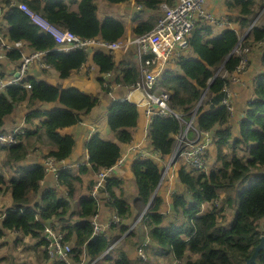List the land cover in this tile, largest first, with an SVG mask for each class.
Instances as JSON below:
<instances>
[{
	"label": "trees",
	"instance_id": "1",
	"mask_svg": "<svg viewBox=\"0 0 264 264\" xmlns=\"http://www.w3.org/2000/svg\"><path fill=\"white\" fill-rule=\"evenodd\" d=\"M19 1L26 2L52 24L70 29L81 37L97 36L108 41L127 37V26L123 20L110 12L111 15L100 19L98 11L101 4L97 0H79L76 8L72 7L76 0ZM108 1L114 5L130 3L129 0ZM261 1L264 4V0ZM3 2L6 8L5 20L9 26L6 36L8 41L25 40L32 49L46 51L45 61L59 72L61 78H68L72 71L84 64L87 69L94 64L97 76L110 73L116 96L124 95L125 87L137 80L138 64L132 58L136 51L126 52V56L120 55V58L114 53L116 50H107L102 46L92 53L79 49L61 51L57 48L55 39L43 32L26 12L12 6L11 0ZM135 2V10L139 9L136 11L138 14L144 9L158 10L161 3L172 4L176 0ZM225 4L229 10L237 11L235 18L232 17L233 14H224L229 16V21L239 22L242 34L246 33L245 37H239L236 27L227 26L222 29V33H218L220 29L213 28L208 22L200 21L196 24L187 36L188 46L180 49L175 56L174 65L165 68L158 82L160 87L170 93V104L182 112V119L154 115L149 131L153 148L159 150L163 158H168L175 149V135L181 124H187L194 118L193 110L201 101L193 125L197 130L209 131L217 146L215 156L214 152L208 154V171L197 172L188 169L185 164L180 165L178 178L186 192L173 193L172 212L175 211L176 217L168 223H165V218L172 212L166 214L162 211L164 195L158 193L154 196L162 176V166L153 157H138L132 162L131 170L137 185V196L133 203L124 196V178L117 175L118 170H121L119 168L114 175L106 177L105 188L101 190V211L107 207L113 208L123 220L132 216V207L141 213L153 198L144 225L157 247L154 253L165 254L167 263H171L174 257L183 259L185 264H246L264 233V71L253 80L254 98L248 102L238 136L234 135L233 128L229 125L235 107L233 104L236 90L233 84L236 82L229 75H225V71L237 70L240 58L233 52L237 45H258L261 48L259 53L264 68V11L255 10L256 0H225ZM213 15L216 16L215 13ZM141 17L135 16L137 21L132 27L133 36L151 30L157 20L154 15L147 19H140ZM153 56L147 52L141 53L143 60L148 57L152 59ZM6 57L17 64L21 52L10 48ZM24 82L30 83L31 87L7 85L0 93V134L8 130L5 127V117L12 114L24 101L29 106L36 101H58L63 107L42 113L35 111L26 117L28 123L31 122L30 117L40 114L47 117L41 121V128L55 149L49 150L48 154H40V162L28 167L23 165V160L33 156V152L38 153L36 148H32L34 142L28 140L30 135L37 134L38 131L23 127L25 132L18 135L16 143L0 146V153L6 152L5 165L14 164V168L8 169L9 172L3 165L6 175L0 171V197H10L8 204H1L0 200V240L4 239L3 235L8 236L9 232L28 234L35 240V247L44 248L41 251L42 264H68L62 260L50 259L42 223L49 221L64 234L63 241L72 244L75 264L82 262L85 253L86 260L95 261V264H133L124 244L113 247L106 253L119 232L128 230V225L122 224L123 222L120 225L113 224L116 233L111 236L94 234L91 218L99 210L97 201L88 195L79 199L77 209L72 210V204L74 181L82 182L84 174L92 171L96 175L103 168L115 163L123 151L122 143L133 139L132 129L139 119L138 105L128 100H112L109 97L111 102L107 122L115 132L117 140L104 138L98 131L93 132L86 143L90 164L80 165L76 174L60 172L61 186L43 190L41 181L46 176L44 159L49 155L69 157L76 143L73 135H64L60 129L79 123L85 115L99 108L100 98L110 88L103 86L100 77L98 82L102 92L97 95L87 94L73 86L63 88L59 84L50 83L39 74L33 73V69L26 72ZM204 94L206 97L203 100ZM228 96L231 97L230 103L233 107L221 104ZM190 135L194 138L196 132L191 130ZM243 151H247V154L242 153ZM20 167L23 168L22 171L19 170ZM256 169L260 170L257 178L248 187L236 192L237 184L247 180ZM10 174L13 176L9 179ZM94 183L92 179L87 189H92ZM219 200L235 207V215L228 226L219 224L223 209L219 206ZM73 216H76L75 219L71 218ZM177 216L183 220H176ZM134 235L136 233L132 229L126 237L129 239ZM168 255L172 256L171 259ZM149 258L151 256L147 254L146 259ZM251 264H264V249L257 256L256 262Z\"/></svg>",
	"mask_w": 264,
	"mask_h": 264
},
{
	"label": "built area",
	"instance_id": "2",
	"mask_svg": "<svg viewBox=\"0 0 264 264\" xmlns=\"http://www.w3.org/2000/svg\"><path fill=\"white\" fill-rule=\"evenodd\" d=\"M207 0H176V2L169 4L166 2L161 3L159 8V15L157 17L154 27L144 33L138 35H130L126 38H120L114 41L102 40L96 38H84L79 36L76 32L70 29L63 28L52 24L45 17L34 11L24 1L11 0L12 6H17L24 12H26L31 19L37 24L43 32L50 34L58 43L57 48L61 51H70L73 49H79L92 53L97 47L102 46L107 50L116 49L123 50L125 52L136 51L132 57L137 62V69L139 76L137 80L129 86H126L125 94L116 96L113 89L114 84L111 82L110 73L100 74L101 81L104 87H109L110 91H104V94L111 97L112 100H128L137 105L146 106V115L148 117V123L145 128L146 135H149L151 122L154 115H160L163 117H172L174 119H182V112L173 108L170 104V93L167 89L158 85L161 75L165 68L173 66L176 60V55L179 54L181 48L188 46L187 36L191 30L200 23V21L208 22L209 25H216V29H224L226 25H231L233 22L229 21L227 14L220 16H214L212 13L207 12L205 8ZM5 4L0 0V39L8 35L9 29L2 30L5 22ZM8 27V25H6ZM232 26V25H231ZM233 27V26H232ZM9 28V27H8ZM246 34L240 36L244 38ZM0 40V45L2 44ZM20 41V40H19ZM136 46V47H135ZM17 49V48H16ZM21 52V58L17 61V64L12 63V67L7 69L8 58L6 57V51L0 52V93L7 85H23L26 88L31 87V84L24 82L26 72L33 66L36 68L51 69V65L45 61L46 51L32 50L31 52ZM113 51V50H111ZM252 46L246 45L241 47L237 45L234 49L236 56L240 58L237 70L234 72L225 71V75H229L232 81L241 80L240 74L244 72L250 64V54ZM147 52L153 54V58H146L143 60L141 53ZM150 65H154L150 67ZM94 64H91L87 69V65H83L76 71L81 74L87 73L88 75L94 74ZM87 69V70H86ZM90 70V71H88ZM19 74L18 76L16 74ZM206 97L203 95L202 99ZM231 97L224 98L221 104L233 107L230 103ZM201 105V101L193 110V116L196 119L198 109ZM235 108V107H234ZM233 108V109H234ZM193 118V119H194ZM193 119L187 124H181V128L175 135L176 143L175 149L168 158H163L159 150L152 148H145L142 143H135L132 139L125 144L123 153L116 160L115 163L103 168L97 172L95 177V183L90 191L101 210L102 199L100 196L101 189L104 187L106 177L111 175L117 166H124L130 156L131 152L136 154L135 157H153L157 161L161 162L164 167V174H168L171 170H179L180 165L185 164L190 170L197 172L208 171V154L215 151V141L213 135L209 131L199 129L193 125ZM185 123V122H184ZM196 132V136L193 138L190 135V131ZM22 126H16L10 128L7 131H3L0 134V146H4L7 143H16L18 141V135L24 133ZM145 140V139H144ZM46 176L52 175L54 180L59 185L60 172L66 171L73 166V163L69 161L67 157H59L49 155L48 158L43 161ZM174 175V174H173ZM172 177V174H171ZM120 220L117 214H114L112 218L106 222L100 220L99 213L93 216L92 223L94 232L97 234H107L111 225L117 223ZM43 223V236L47 240V250L51 260H62L68 264H75L72 255V244L68 241L64 242V234L57 228H54L49 221H42ZM148 241H145L146 244ZM139 254L145 256L143 247L139 248ZM79 264H92L86 260V253L84 254L82 262ZM170 264H184L183 260L175 259Z\"/></svg>",
	"mask_w": 264,
	"mask_h": 264
},
{
	"label": "crops",
	"instance_id": "3",
	"mask_svg": "<svg viewBox=\"0 0 264 264\" xmlns=\"http://www.w3.org/2000/svg\"><path fill=\"white\" fill-rule=\"evenodd\" d=\"M3 1V0H2ZM79 0H76L73 4L72 7L75 8L76 4ZM103 0H100V2H102ZM98 2V0H97ZM99 2V3H100ZM129 4H115L113 5V7H115L117 9V13H112V10L110 9V13H112V15H114L116 18H118L117 16H122L124 19H122L126 26V36H130L133 35V31H132V27L133 25L136 24V19L135 16L136 15H140L142 16L140 19H147L149 16L154 15L156 16V19L159 15L158 10H149V9H144L143 12H140L138 14H136L135 12V6H137L135 0H129ZM207 5H206V9L208 10L207 12L210 13H215L216 16H219L220 14H224L227 13L228 15H232L233 14V18H235L237 11H231L228 9L227 5L225 4V0H207ZM119 5L121 7H119ZM125 6L127 7L125 9ZM123 9V11H122ZM258 9H260L259 11H264V4L262 3L261 0H256V6H255V10L257 11ZM100 11V8H99ZM98 11V13H99ZM111 15V14H110ZM100 17V16H99ZM100 19L102 20V18L100 17ZM235 20V19H233ZM4 25L6 27L7 25V21L5 20ZM233 27L237 28V32L243 31L240 29V24L239 22L236 20L231 24ZM231 25H229L230 27H232ZM7 28V27H6ZM225 29V28H224ZM222 33V30H218V33ZM256 44H254L253 47H255ZM258 51L256 54H254V58L252 56L251 59V63H250V67L248 68V70H246L242 75H241V80L234 83L233 87L236 90V97L234 100V110L232 112V116L230 118V122L229 125L232 126L233 131H234V135L238 136L239 134V128H240V122L243 118H245V110L247 109L248 106V102L254 98V93H253V80L255 78V76H257V74H259L260 72L264 71V68L262 66L261 63V58H260V49L259 46L257 47ZM118 55L120 58V54L121 57L125 56V52L123 50H118ZM31 69H33V73L35 74H39L40 77L46 79L48 82L50 83H54L55 82V78L59 77L61 79V82L63 84V87H71V86H78L80 88H82V91L87 93V94H94L97 95L98 93L102 92V90L100 89L99 86V82H98V76H97V72H94V74L89 75V76H80V72L78 71H72L73 73L68 77V78H61L59 72H57L56 70L53 69V67L51 69H43L40 70L38 68H36L35 66H33ZM44 73H41V72ZM73 74H75V76H73ZM101 101H105V109L108 110L109 108V104L111 102L110 98L107 95H102V97L100 98V103L99 106L101 105ZM58 101L55 102H41V101H36L33 104H31L29 106V104L27 103V101H24L22 103H20L16 108L15 111L10 114L7 115L5 117V127L6 128H14L16 126H22L30 131H34L37 132V134H32L28 137V140H30L32 143L34 142V145H32V148H36L38 150L37 152H33L32 155L33 156H28L27 159L23 160V165L28 167L34 163L40 162L41 159V155L40 154H46L48 153L49 150L55 149V146L52 145L51 143H49L48 138L46 136V134L43 132V129L41 128V121L46 120L47 117L43 114H40L39 116L36 117H30L31 118V122L28 123L26 117L31 114L32 112L38 111V112H46V111H51L54 110L58 107H63L61 104L58 106ZM98 106V107H99ZM91 114V113H90ZM90 114H87L84 116V118L80 121L84 126V130H83V135L79 136L78 139H76V136L79 134V127L76 126V124L74 125H68L71 126L70 128V132L72 130V135L75 138V146L73 149L72 154L69 156V160L71 162H76L77 164H81V163H86L88 160V150L86 147V143L88 142V139L90 137V135L92 134V132L94 131H98L99 127L96 125V123L94 121H92V119L90 118ZM139 120V119H138ZM79 122V123H80ZM78 124V123H77ZM64 129L61 128V132ZM100 132V131H98ZM133 132V131H132ZM100 134L104 137V138H114L110 136V132H108L107 130H103L102 132H100ZM41 135V137H39ZM37 136H38V140H42V142H38L37 140ZM84 138V139H83ZM113 140H117V139H113ZM125 143H122V145ZM31 148V149H32ZM123 153V151H122ZM127 163L124 165V168H120L117 167L116 170L119 168L121 170H118V176L119 174L123 176L124 178V182L122 184L123 186V190H124V196L127 198V200L130 203H133V199L137 196V185L135 183V179L132 178V176L128 173L127 167H126ZM25 168V167H24ZM23 168L20 167V171H22ZM115 170V172H116ZM70 172L72 173H78V167L74 166L72 167V169L70 170ZM114 172V173H115ZM132 172V171H131ZM20 174V173H19ZM133 175V173H132ZM95 173L94 172H88L86 174H84L82 176V182L77 180L74 181L75 182V193H74V202L72 204V210L77 209L79 207V199L87 196L88 195V185L91 182L92 179H94ZM134 177V176H133ZM180 180L177 177V181L175 182V174L171 177V180L168 181V183H165L164 186V190L163 188V183L161 185V187L157 190L158 193H163L164 197H165V201L162 205V210L163 212H171L172 210V193L173 192H182L185 193L186 192V188L182 183H179ZM177 186V190L174 186ZM61 186V185H59ZM53 176L49 175L46 177L45 182L42 184L41 189H44L46 187H59ZM61 189V188H58ZM172 192V193H171ZM130 193V196H129ZM1 203H2V199L0 197ZM133 208V207H132ZM102 212V220H107V218L110 216L111 212H113L112 209L106 208L105 210L101 211ZM136 210L135 208L133 209V215L136 214ZM144 230H142V228H138L136 230V233L139 234V236L141 237V234H143ZM116 233L115 229H111L108 233V235H113ZM4 238V235H3ZM154 244V242H152V245ZM149 246V248L147 249V253L150 254V256L153 254H155V250H157V247L155 246ZM134 250L132 251V257L131 260L133 261V264H141L142 260L140 258H136V260H134V256H135V246ZM130 254V253H128ZM163 256H166L165 254H163L162 256H160L161 260H164ZM168 257L171 259V255H168ZM148 260V259H146Z\"/></svg>",
	"mask_w": 264,
	"mask_h": 264
},
{
	"label": "rangeland",
	"instance_id": "4",
	"mask_svg": "<svg viewBox=\"0 0 264 264\" xmlns=\"http://www.w3.org/2000/svg\"><path fill=\"white\" fill-rule=\"evenodd\" d=\"M99 2H100V0H98V3ZM100 4H101V7H100V11H99V16L102 19H104L106 16L110 15V13H109L110 9L111 10L114 9V12H112L113 14L118 12L117 9L115 7H113L114 4L109 3L108 0H103L102 2H100ZM206 5H207V3L205 4V8H206ZM76 7H77V4H76ZM126 8L127 7L125 6V9ZM138 10L139 9H136L135 12L138 11ZM258 10H260V9H258ZM122 11H123V9H122ZM117 17L119 19H121V20L124 19L122 16H117ZM263 21H264V17L262 18V22ZM211 26L216 29V27H215L216 25H211ZM227 26H229V25H226L225 28ZM6 27L4 28L2 26L1 29L2 30H7L8 27L7 28ZM241 32L243 33V31H241ZM96 37L97 36L91 37V38H96ZM1 42H2V44L0 45V52H2V53L5 52V51L7 52L8 49H10V48H11V50L17 48L16 50L19 49L22 52H31L32 50H34V49H32L29 46V43L27 41H25V40H20L18 42H10V41H8V39L6 37H4L3 40H1ZM257 47H258V45H255V47H252V51H251V54H250V63H251L252 56L254 58V54H256L257 51H258ZM119 48L121 49V48H124V47L120 46ZM111 50H116V49H111ZM114 53L118 55L117 50L114 51ZM118 57H119V55H118ZM12 63L16 64L14 61H11L9 59L8 62H7V66H6L7 69H10L12 67ZM249 66H250V64H249ZM249 66H248V68H249ZM244 72H242L240 74V78H241V75ZM73 76H75V74H73ZM80 76H86V73L85 74H80ZM87 76H89V75H87ZM234 82H238V81H234ZM54 84H59L61 87H63V84H62L61 79L59 77L55 78ZM73 87H76V88H78V89H80L82 91V88H80L78 86H73ZM59 105H60V103H58V106ZM105 106H106L105 105V101H101V105L99 106V108H97L96 110H94L90 114V118L99 127L98 131L102 132L105 129L108 132H110V136L111 137H114L112 139H116L115 136H114L115 132H113L110 129L109 125H108V122H107L108 110L105 109ZM138 111H139L138 124L132 129V131H133V140H134L135 143H142L143 147L149 149V148H152V144H151L150 136L146 135V133H145V128H146L147 123H148V117H147V115L145 113L146 106L145 105H138ZM76 126L79 127V134L76 136V139H78V137L80 135L82 136L84 134L83 130H84L85 126L81 122L76 124ZM70 128H71V126H65L64 129L62 130V134H64V135H66V134L72 135V130L70 132ZM108 139H110V138H108ZM40 142H42V140H40ZM123 146L125 147V144H123ZM214 146H215V149H217L216 144H214ZM242 153L247 154V151H243ZM215 155H216V152H214V156ZM135 156H136V154L134 152H131L130 156H129V159L127 161V165H126L128 173L132 176L133 179H135V178L133 177L134 175H132V172H131L132 171L131 170V165H132V162L134 161V159L136 158ZM5 158H6V152H1L0 153V171H2L4 174H5V172H4V169H3V165H5V161H4ZM215 161H217V158H216ZM117 167L124 168V166H117ZM4 168L7 170V172H9L8 169L9 168H14V164H10V165H7V166L5 165ZM17 169H18V167L15 169V172H17ZM172 172H173V170H171L168 173V175L166 176V178L164 179L163 188H162L163 190H164L165 183L166 182L168 183V181L171 180V176L170 175H171ZM174 173H175V182H176L177 181V177H178L177 171H175ZM259 173H260V170H258V169L254 170L253 173L251 174V176L247 180L241 181V182H239L237 184V188L235 189V191L238 192L239 190H241V189H243L245 187H248L257 178V174H259ZM12 176L13 175L10 174L9 179ZM44 182H45V180L41 181L42 184ZM135 183H136V181H135ZM179 183H181V182H179ZM174 187L176 188V190L178 189L176 185ZM129 196H130V193H129ZM9 198H10L9 195H5L4 198H3L5 200L2 199V203L1 204H8L9 203V201H8ZM235 204H236V201H235ZM219 206H221V208H223L221 217L219 218V224L224 225V226H228L230 221L233 218V215H235L234 214L235 213V209H234L235 207H231V206L226 205V203L223 200H219ZM171 212H172V210H171ZM171 212H169L167 214H170ZM136 215L133 218H131L130 220H128V222H130V224L132 223L131 222L132 220L134 221V223H133L134 225L140 224L139 221L134 220ZM75 217L76 216H73L71 218L75 219ZM175 217H176V214H175V211L173 210V212L170 215H167V218H165V223H168L171 219H173ZM176 220L182 221L183 218H179L177 216ZM138 237H139V235L136 234L133 237H131L130 239H124L121 242H120L119 239L116 238V240L118 241V244L116 246H118L120 244H124V249L128 253H130L129 256L132 257V251L134 250L133 244L138 241ZM131 244H132V246H131ZM118 247H120V246H118ZM43 249L44 248L41 247V246L35 247V240L33 238H31L28 234H24V233L18 232V231H15V232H12V233L9 232L8 236H4V239L0 240V260L2 259V264H5L6 262H9V261L14 262V264H42L40 260H41V257H42L41 256V251ZM113 252H115V249L113 250ZM162 255L163 254L151 255V258H149L147 261L146 260H142L141 264H170V263H167V261H166V260H168L167 256H163L164 260L160 259V256H162ZM136 257H137V254H135L134 260H136ZM234 261H237V258H234Z\"/></svg>",
	"mask_w": 264,
	"mask_h": 264
},
{
	"label": "clouds",
	"instance_id": "5",
	"mask_svg": "<svg viewBox=\"0 0 264 264\" xmlns=\"http://www.w3.org/2000/svg\"><path fill=\"white\" fill-rule=\"evenodd\" d=\"M9 27V26H8ZM9 29V28H8ZM237 31V30H236ZM238 34H239V37L241 36V35H243L242 34V32L240 31V32H237ZM244 34H246L245 32H244ZM99 77V76H98ZM100 78V77H99ZM95 132V131H94ZM93 133V132H92ZM91 136V135H90ZM90 138V137H89ZM89 140V139H88ZM126 144V143H125ZM124 149V148H123ZM49 153V152H48ZM47 153V154H48ZM121 154H122V152H121ZM68 159H69V157H67ZM88 158H89V153H88ZM136 158H138V157H136ZM135 158V159H136ZM134 159V160H135ZM70 161V160H69ZM71 162V161H70ZM71 163H73V166L72 167H74V166H77V167H79L80 165H82V164H90L89 162H88V160H87V162L86 163H81V164H77L76 162H71ZM161 163V162H160ZM161 166H162V164H161ZM72 167L70 168V169H68V170H66V171H63V172H70V170L72 169ZM163 169H164V167L162 166V176H161V179H160V182H159V184H158V187H157V189H156V191H155V194H154V196L156 195V194H158V192H157V190L161 187V185H162V183H163V181H164V179L166 178V176L168 175V174H164V171H163ZM116 170V169H115ZM175 171H177V175H178V170H173V172L171 173L172 174V176H173V174H175L174 172ZM115 172V171H114ZM114 172L111 174V175H114ZM97 174V173H96ZM171 176V175H170ZM46 177L47 176H45V178L43 179V180H45L46 179ZM95 177H96V175L94 176V180H95ZM60 185V184H59ZM58 185V186H59ZM47 188V187H46ZM105 188V185H104V187L102 188V189H104ZM45 189V188H44ZM43 189V190H44ZM101 189V190H102ZM90 191H91V189L90 190H88V195H90L91 196V193H90ZM174 193H176V192H174ZM163 194V193H162ZM87 195V196H88ZM100 195H103V194H101V192H100ZM173 195V194H172ZM105 196L108 198V194L107 193H105ZM153 196V197H154ZM93 197V196H92ZM106 197H105V201H106ZM94 198V197H93ZM95 199V198H94ZM153 199V198H152ZM152 199L149 201V203L147 204V206L145 207V209L141 212V213H138L137 212V210H136V214H132V216L129 218V219H127L126 221L125 220H123L118 214H117V210H115V209H113L112 208V210H113V212H111V214H110V216L107 218V220H109L110 218H112L113 217V215L114 214H117L118 216H119V218H120V220L117 222V223H113V224H119V223H121V222H123L122 224H125V225H128V230L126 231V232H119V234H118V236H117V239H119L120 240V242L122 241V240H124V239H127V237H126V235L133 229V231H135V233H136V230L138 229V228H142V230H144V232H143V234H141V237L139 236L138 237V241L137 242H135L134 244H133V246H135V253L137 254V257L138 258H140L141 260H146V256H147V249L149 248V246H151L152 245V242H154L153 240H152V238L148 235V233H147V229H146V227H145V225H144V220L147 218V215H146V213L148 212V209L151 207V203H152ZM96 200V199H95ZM172 201H173V197H172ZM172 205H173V203H172ZM102 207V206H101ZM108 208V207H107ZM109 209H111V208H109ZM133 209L134 208H132V211H133ZM163 211V210H162ZM96 213H99V215H100V220L104 223V222H106L107 220H102V212H101V210H98ZM95 213V214H96ZM164 213H166L167 214V212H164ZM94 214V215H95ZM93 215V216H94ZM136 215V217H135V219L134 220H136V221H139V223L140 224H136V225H134L133 223H134V221L132 220L131 222V224H130V222H128V220H130L131 218H133L134 216ZM92 219H93V217L91 218V222H92ZM143 221V222H142ZM142 222V223H141ZM138 223V222H137ZM93 224V223H92ZM112 224V225H113ZM112 225H111V228L109 229V231L111 230V229H113V227H112ZM120 225V224H119ZM118 226V225H117ZM109 231H108V233H109ZM93 232H94V227H93ZM107 233V234H108ZM94 234H97V233H95L94 232ZM107 234H105V235H107ZM136 234H138V233H136ZM264 234V233H263ZM262 234V235H263ZM139 235V234H138ZM131 238V237H130ZM129 238V239H130ZM145 241H148L146 244H144V242ZM118 244V241L115 239L114 240V242L112 243V245L109 247V249H107V251H106V253L107 252H109L113 247H115L116 245ZM152 246H155L154 244L152 245ZM140 247H143V249H144V254H145V256H141L140 254H139V248ZM136 257V258H137ZM175 259H178V258H174V257H172V260H171V263L175 260ZM180 260H183V259H180ZM147 261V260H146ZM183 262H184V264H185V261L183 260ZM92 264H95V261H93V262H91Z\"/></svg>",
	"mask_w": 264,
	"mask_h": 264
},
{
	"label": "water",
	"instance_id": "6",
	"mask_svg": "<svg viewBox=\"0 0 264 264\" xmlns=\"http://www.w3.org/2000/svg\"><path fill=\"white\" fill-rule=\"evenodd\" d=\"M19 75V74H17ZM264 249V234L260 236L259 243L255 246L254 251L250 258L247 259L246 264H251L256 262V258L259 255V253Z\"/></svg>",
	"mask_w": 264,
	"mask_h": 264
}]
</instances>
